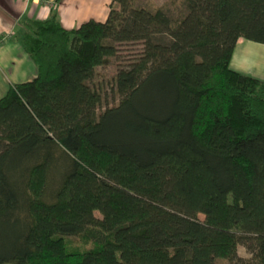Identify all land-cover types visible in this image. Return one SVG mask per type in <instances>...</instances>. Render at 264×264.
I'll return each instance as SVG.
<instances>
[{
    "label": "trees",
    "instance_id": "16d2710c",
    "mask_svg": "<svg viewBox=\"0 0 264 264\" xmlns=\"http://www.w3.org/2000/svg\"><path fill=\"white\" fill-rule=\"evenodd\" d=\"M110 1L21 21L36 76L0 96V264H264V80L229 65L264 42V0Z\"/></svg>",
    "mask_w": 264,
    "mask_h": 264
},
{
    "label": "crops",
    "instance_id": "0c3cea01",
    "mask_svg": "<svg viewBox=\"0 0 264 264\" xmlns=\"http://www.w3.org/2000/svg\"><path fill=\"white\" fill-rule=\"evenodd\" d=\"M110 0H0V95L7 85L30 81L36 76L32 59L20 44L21 21L45 19L55 7L56 19L73 29L94 19L105 21ZM229 65L232 69L264 80V42L239 38Z\"/></svg>",
    "mask_w": 264,
    "mask_h": 264
},
{
    "label": "rangeland",
    "instance_id": "374dc122",
    "mask_svg": "<svg viewBox=\"0 0 264 264\" xmlns=\"http://www.w3.org/2000/svg\"><path fill=\"white\" fill-rule=\"evenodd\" d=\"M133 5L138 7H146L151 10L156 7H161L169 14L172 19H178L185 12V8L183 7L181 0H133ZM140 48L141 45L137 43L123 44L119 47L120 52L118 54L117 60H111L107 65L97 68L96 73L98 74V79L103 78L102 82L104 84V100L102 101L100 110L104 108V106L114 105L118 101V96L113 92L111 89V84L109 83L110 78L115 73L114 65L116 63H119V65L126 63L129 58L138 53ZM96 215L99 216L98 213H96ZM199 216L200 218H203V215ZM238 255L244 258L250 257V254L242 246L238 247Z\"/></svg>",
    "mask_w": 264,
    "mask_h": 264
}]
</instances>
